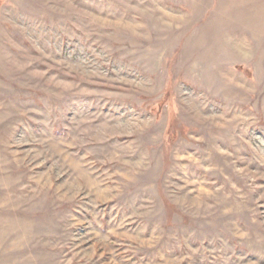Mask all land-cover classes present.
<instances>
[{
  "label": "rangeland",
  "instance_id": "obj_1",
  "mask_svg": "<svg viewBox=\"0 0 264 264\" xmlns=\"http://www.w3.org/2000/svg\"><path fill=\"white\" fill-rule=\"evenodd\" d=\"M0 264H264V0H0Z\"/></svg>",
  "mask_w": 264,
  "mask_h": 264
}]
</instances>
